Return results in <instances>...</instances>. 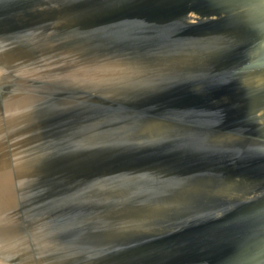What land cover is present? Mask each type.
I'll list each match as a JSON object with an SVG mask.
<instances>
[{
  "label": "water",
  "instance_id": "95a60500",
  "mask_svg": "<svg viewBox=\"0 0 264 264\" xmlns=\"http://www.w3.org/2000/svg\"><path fill=\"white\" fill-rule=\"evenodd\" d=\"M0 81V264H264V0H0Z\"/></svg>",
  "mask_w": 264,
  "mask_h": 264
},
{
  "label": "rangeland",
  "instance_id": "374dc122",
  "mask_svg": "<svg viewBox=\"0 0 264 264\" xmlns=\"http://www.w3.org/2000/svg\"><path fill=\"white\" fill-rule=\"evenodd\" d=\"M15 77H13L12 78V80L14 79ZM15 79H17V78H15ZM11 81V80H10ZM11 83V82H10ZM0 84L2 85V87H0V90L2 91V96H9V95H11V92H10V90H11V88L14 86H10V84L9 83H1V81H0ZM16 90V89H15ZM13 91V90H12ZM1 94H0V98H1ZM233 107L232 106H230V105H226V106H224V107H222V108H220V109H216L214 112H217V113H219V114H222V115H228L229 113H232L233 112ZM215 115V114H214Z\"/></svg>",
  "mask_w": 264,
  "mask_h": 264
},
{
  "label": "bare ground",
  "instance_id": "6f19581e",
  "mask_svg": "<svg viewBox=\"0 0 264 264\" xmlns=\"http://www.w3.org/2000/svg\"><path fill=\"white\" fill-rule=\"evenodd\" d=\"M12 90V89H11ZM220 108H222V107H220ZM220 108H218V109H220ZM5 171V168H0V175L2 176L4 173H2V172H4ZM0 187H2V183H0ZM1 190V189H0ZM8 197V195L7 194H5V193H0V205H1V203H3V202H6L5 201V199ZM1 198H4V199H1ZM8 214V210H7V212L6 213H4L3 211H2V208H1V206H0V218L2 217V216H4V215H7ZM0 241H1V238H0ZM12 250V249H11ZM1 255L3 256L4 255V252L3 251H1V249H0V257H1ZM50 256H43V258H42V260H40V262L41 263H43V264H48V263H50ZM2 258H0V260H1ZM2 261H3V259H2Z\"/></svg>",
  "mask_w": 264,
  "mask_h": 264
}]
</instances>
